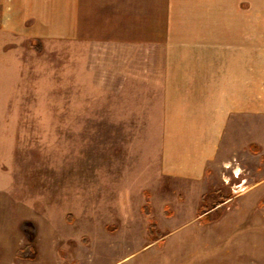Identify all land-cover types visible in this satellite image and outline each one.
<instances>
[{"label":"rangeland","instance_id":"obj_1","mask_svg":"<svg viewBox=\"0 0 264 264\" xmlns=\"http://www.w3.org/2000/svg\"><path fill=\"white\" fill-rule=\"evenodd\" d=\"M46 1L0 0V264H264V143L253 144V116L221 140L197 210L200 187L185 196L158 174L157 88L148 89L157 61L146 65L139 50L104 67L92 39L63 44L61 12L76 0Z\"/></svg>","mask_w":264,"mask_h":264},{"label":"crops","instance_id":"obj_2","mask_svg":"<svg viewBox=\"0 0 264 264\" xmlns=\"http://www.w3.org/2000/svg\"><path fill=\"white\" fill-rule=\"evenodd\" d=\"M248 1L141 0L140 12L135 13L134 0H76L67 2L61 12L66 23L63 44L88 46L84 41L92 39L95 62L100 60L104 67L112 65L114 57L134 56L139 50L146 65L157 61V80L148 89L157 88V115L150 118L160 121L158 174L179 181L185 196L200 187L193 205L196 199L201 203L207 166L221 140L227 138V145L230 136L238 138L242 128L244 133L247 115L253 116L252 129L259 137L253 144L264 143V0ZM48 4L43 0L39 7ZM246 4L249 12L252 6V15ZM44 17L49 21L53 15ZM81 19L90 22L82 25ZM91 25L93 30L88 31ZM247 56L253 57L252 70ZM251 88L252 113L246 107ZM149 92L136 95L138 102L151 98ZM133 166L122 167L131 173L129 169L137 167ZM122 178L111 176L115 182ZM32 248L36 253L37 246Z\"/></svg>","mask_w":264,"mask_h":264},{"label":"trees","instance_id":"obj_3","mask_svg":"<svg viewBox=\"0 0 264 264\" xmlns=\"http://www.w3.org/2000/svg\"><path fill=\"white\" fill-rule=\"evenodd\" d=\"M29 45H30L35 51H39V50H40L39 45H38V44H35L34 39L29 40ZM200 204H201V208H202V205L204 204V199H203V197L201 198V203H200ZM260 204H261V205H264V197L260 200ZM216 206H217V208H219L221 205H219V203H218ZM143 207L146 208L145 205H143ZM203 214H204V215H207L208 212L205 211V213L203 212ZM152 228H153V224L150 223V224L148 225V228H147V232H149V234L151 233L150 231H151ZM24 247H25L26 249H28L29 245H26V246H24ZM21 250L23 251L24 248H19V249H17V250H16V254L20 255V253H23V252H21ZM64 256H65V255H64V253H63V257H64ZM62 264H68V263H67L66 261H63Z\"/></svg>","mask_w":264,"mask_h":264}]
</instances>
